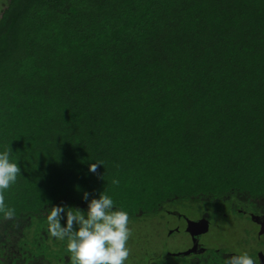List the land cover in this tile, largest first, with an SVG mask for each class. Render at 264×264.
<instances>
[{
	"label": "trees",
	"instance_id": "obj_1",
	"mask_svg": "<svg viewBox=\"0 0 264 264\" xmlns=\"http://www.w3.org/2000/svg\"><path fill=\"white\" fill-rule=\"evenodd\" d=\"M9 144L0 264L50 258L47 209L85 192L132 218L264 194V0H2Z\"/></svg>",
	"mask_w": 264,
	"mask_h": 264
},
{
	"label": "clouds",
	"instance_id": "obj_2",
	"mask_svg": "<svg viewBox=\"0 0 264 264\" xmlns=\"http://www.w3.org/2000/svg\"><path fill=\"white\" fill-rule=\"evenodd\" d=\"M10 144L0 152V213L5 219L15 217V209L6 205L4 193L21 175L19 161H13ZM102 162L89 164V171L96 173ZM113 185L119 180L113 179ZM87 211L79 208L52 206L47 209L48 232L59 241H67L66 251L70 264H125L131 250L128 241L132 236L129 214L115 209L114 200L104 192L99 198L89 200V193L83 194ZM64 221L62 226L61 221ZM224 264H257V259L248 252L227 258Z\"/></svg>",
	"mask_w": 264,
	"mask_h": 264
},
{
	"label": "rangeland",
	"instance_id": "obj_3",
	"mask_svg": "<svg viewBox=\"0 0 264 264\" xmlns=\"http://www.w3.org/2000/svg\"><path fill=\"white\" fill-rule=\"evenodd\" d=\"M0 0V4H1ZM201 202V201H200ZM199 202V203H200ZM226 204V205H225ZM218 202L217 204H203L196 205L199 210H210L216 208L217 213L211 215L210 220H206L204 227H206L204 244L208 247L204 256L208 255L211 259L212 250H216L220 246L223 247L225 252L236 253L237 255L243 252H248L251 256L256 258L260 245H264V233L262 228L257 226L255 222L251 223L250 220L239 215L228 202ZM164 209V208H163ZM185 213L194 215V205H182L180 208ZM155 210V209H153ZM142 211L143 216H148L138 221H131L129 227L132 229V236L128 241V247L131 254L125 264H149L153 258H159L161 261H154L163 264H187L189 260L180 258L179 255H169V252H180L187 246L189 237H186L183 232L169 233V228L175 225L172 217L168 218L164 215L163 210L157 209L152 212ZM197 217V213L195 214ZM63 226L64 221H61ZM47 240V239H45ZM54 241V240H53ZM50 240V245L47 243L48 251L52 255L53 242ZM67 241H59L56 239V248L53 252L54 259L49 260L50 264H63L58 262L61 257L69 258L70 254L66 251ZM261 245V246H262ZM51 246V247H50ZM202 256V255H201ZM168 259V260H166ZM154 260V259H153ZM212 261V260H211ZM49 264L48 261H43ZM66 264H70L67 262Z\"/></svg>",
	"mask_w": 264,
	"mask_h": 264
},
{
	"label": "flooded vegetation",
	"instance_id": "obj_4",
	"mask_svg": "<svg viewBox=\"0 0 264 264\" xmlns=\"http://www.w3.org/2000/svg\"><path fill=\"white\" fill-rule=\"evenodd\" d=\"M260 190L257 189L256 192H240L236 193L233 198L229 201V205L234 208V210H230L231 212H236L239 215L245 217V219H248L251 221V223L255 222L257 226H260L262 228V232L264 233V194L259 193L258 191ZM234 190L231 189V194H234ZM201 201V202H200ZM200 203H196V205H203L207 204L209 201L207 198L206 199H200ZM218 200H212L215 204L217 203ZM225 204V203H224ZM182 205H185L181 202H176V203H171L169 204L168 201L165 203V207L162 208L164 215H166L168 218L172 217L175 225L173 227L169 228V233H178V232H183L186 237H189L187 246H185L179 253L178 252H169V255H179L180 258H185L189 260L187 264H224L225 260L229 258L230 256L237 255L236 253H226L223 247L216 248V250H212L214 253H212V257L208 255L204 256V253L207 252L208 247L204 244V237L206 234V227H204L206 220L211 219L212 214H216V208H211L210 210H199L198 207H195L194 205V215L191 213H185L183 212L180 208ZM187 205V204H186ZM211 205V204H209ZM226 205V204H225ZM197 213V217H195V214ZM149 218L148 216H143L142 212H137L135 213L134 217H130V222L131 221H138V219H143V218ZM19 235V233H17ZM44 235V242L46 241L49 243L50 240L52 239L53 247L52 248V256L49 258L46 257H37L34 256L32 259H29V261L22 260L20 262H16L15 264H45L43 261H48L53 260V252L55 251L56 248V239L51 237L49 232H48V225L46 224V233H43ZM21 236V234H20ZM47 245V243H46ZM50 245V243H49ZM262 245V244H261ZM258 251V256L256 257L257 259V264H264V245L261 246ZM55 247V248H54ZM48 249V247H47ZM48 253V252H47ZM51 255V254H50ZM202 255V256H201ZM239 255V254H238ZM177 257V256H175ZM154 259V260H153ZM152 262L149 264H163L159 262H154V261H161L159 258H153ZM2 260V259H1ZM168 260V259H166ZM212 260V261H211ZM58 262H62L63 264H66L67 262H70V258H63ZM9 263V258L5 259V264ZM50 264V263H49Z\"/></svg>",
	"mask_w": 264,
	"mask_h": 264
}]
</instances>
